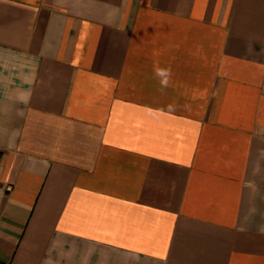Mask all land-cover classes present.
Listing matches in <instances>:
<instances>
[{
  "label": "crops",
  "instance_id": "1",
  "mask_svg": "<svg viewBox=\"0 0 264 264\" xmlns=\"http://www.w3.org/2000/svg\"><path fill=\"white\" fill-rule=\"evenodd\" d=\"M0 264H264V0H0Z\"/></svg>",
  "mask_w": 264,
  "mask_h": 264
},
{
  "label": "clouds",
  "instance_id": "2",
  "mask_svg": "<svg viewBox=\"0 0 264 264\" xmlns=\"http://www.w3.org/2000/svg\"><path fill=\"white\" fill-rule=\"evenodd\" d=\"M154 75L159 78L160 85L162 88H166L168 86L171 77L170 69L155 68ZM168 107L171 108L172 105H169Z\"/></svg>",
  "mask_w": 264,
  "mask_h": 264
}]
</instances>
